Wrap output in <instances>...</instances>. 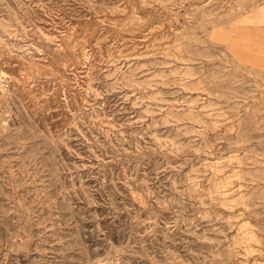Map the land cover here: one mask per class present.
<instances>
[{
  "label": "rangeland",
  "instance_id": "1",
  "mask_svg": "<svg viewBox=\"0 0 264 264\" xmlns=\"http://www.w3.org/2000/svg\"><path fill=\"white\" fill-rule=\"evenodd\" d=\"M0 264H264V0H0Z\"/></svg>",
  "mask_w": 264,
  "mask_h": 264
}]
</instances>
